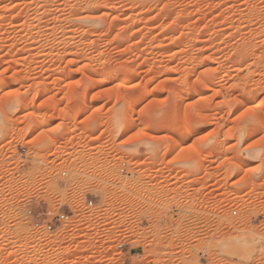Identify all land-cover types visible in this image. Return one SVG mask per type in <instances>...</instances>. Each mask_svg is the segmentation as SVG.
<instances>
[{
  "label": "rangeland",
  "instance_id": "374dc122",
  "mask_svg": "<svg viewBox=\"0 0 264 264\" xmlns=\"http://www.w3.org/2000/svg\"><path fill=\"white\" fill-rule=\"evenodd\" d=\"M0 264H264V0H0Z\"/></svg>",
  "mask_w": 264,
  "mask_h": 264
},
{
  "label": "built area",
  "instance_id": "2783aa9c",
  "mask_svg": "<svg viewBox=\"0 0 264 264\" xmlns=\"http://www.w3.org/2000/svg\"><path fill=\"white\" fill-rule=\"evenodd\" d=\"M25 148H23V152H25ZM65 174V172H63ZM83 199L86 201V205L88 208H92L95 206L94 198L89 194H84ZM236 213V212H235ZM70 215L64 209V206L60 207L56 213L52 211L50 208L44 209L36 214L33 219V225L38 229H43L46 231H53L57 225H61L63 222L69 220Z\"/></svg>",
  "mask_w": 264,
  "mask_h": 264
},
{
  "label": "bare ground",
  "instance_id": "6f19581e",
  "mask_svg": "<svg viewBox=\"0 0 264 264\" xmlns=\"http://www.w3.org/2000/svg\"><path fill=\"white\" fill-rule=\"evenodd\" d=\"M238 240H239V241H244L245 239H244V237H239ZM234 241H235V240H234ZM228 243H229V242H228ZM228 243H227V244H228ZM227 244H226V246H227Z\"/></svg>",
  "mask_w": 264,
  "mask_h": 264
}]
</instances>
